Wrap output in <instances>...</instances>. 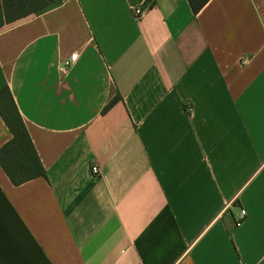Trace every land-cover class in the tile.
I'll use <instances>...</instances> for the list:
<instances>
[{
	"label": "crops",
	"instance_id": "crops-1",
	"mask_svg": "<svg viewBox=\"0 0 264 264\" xmlns=\"http://www.w3.org/2000/svg\"><path fill=\"white\" fill-rule=\"evenodd\" d=\"M3 86L46 178L0 168V264H264V0H54Z\"/></svg>",
	"mask_w": 264,
	"mask_h": 264
},
{
	"label": "trees",
	"instance_id": "trees-1",
	"mask_svg": "<svg viewBox=\"0 0 264 264\" xmlns=\"http://www.w3.org/2000/svg\"><path fill=\"white\" fill-rule=\"evenodd\" d=\"M54 0H0V29L27 19L47 9ZM196 15L209 0H186ZM119 96L114 97L102 110L107 112ZM0 118L11 138L0 147V168L14 185L18 186L37 178H46L43 168L25 125L6 86L0 88Z\"/></svg>",
	"mask_w": 264,
	"mask_h": 264
},
{
	"label": "built area",
	"instance_id": "built-area-1",
	"mask_svg": "<svg viewBox=\"0 0 264 264\" xmlns=\"http://www.w3.org/2000/svg\"><path fill=\"white\" fill-rule=\"evenodd\" d=\"M142 14H143V7H135L132 9V15L134 16L135 19L141 18ZM77 56L78 55L76 53L71 54L69 58L62 63L61 70H66L67 68H69L75 62ZM90 173L92 174V176L97 178L101 176L99 167L95 165L90 168ZM241 219L242 217L240 218L239 221L236 222V225L240 224Z\"/></svg>",
	"mask_w": 264,
	"mask_h": 264
}]
</instances>
